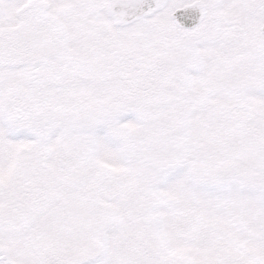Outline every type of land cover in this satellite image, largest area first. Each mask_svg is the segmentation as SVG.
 Instances as JSON below:
<instances>
[{
  "label": "snow or ice",
  "instance_id": "1",
  "mask_svg": "<svg viewBox=\"0 0 264 264\" xmlns=\"http://www.w3.org/2000/svg\"><path fill=\"white\" fill-rule=\"evenodd\" d=\"M0 264H264V0H0Z\"/></svg>",
  "mask_w": 264,
  "mask_h": 264
}]
</instances>
